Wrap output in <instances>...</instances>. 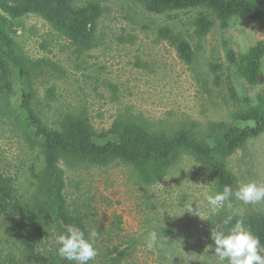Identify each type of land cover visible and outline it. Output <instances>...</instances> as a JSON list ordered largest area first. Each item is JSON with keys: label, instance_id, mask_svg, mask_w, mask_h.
<instances>
[{"label": "rangeland", "instance_id": "rangeland-1", "mask_svg": "<svg viewBox=\"0 0 264 264\" xmlns=\"http://www.w3.org/2000/svg\"><path fill=\"white\" fill-rule=\"evenodd\" d=\"M83 1L77 0V5ZM100 1L107 8L99 25L105 40L86 55L83 69H76L80 62L61 52L60 46H51L50 52L41 49L43 35L50 31L43 18L33 14L10 18L4 27L29 57L49 56L68 69L65 79L55 81L57 100L51 106L45 102L34 106L47 127L59 130L63 112L87 107L93 125L101 132L109 129L127 106L154 121L235 122L243 128L255 125L242 115L251 106L264 110V57L254 85L241 72L239 61L241 54L264 40L259 21L234 17L222 24L218 20L204 39L199 56L187 63L168 41L157 40L158 27L170 24L186 29L184 23L198 10L154 14L132 0ZM120 35H133L135 42L120 43ZM9 50L0 48V64L3 59L10 61L8 55L13 53ZM11 64L12 116L0 123V167L14 180L20 199L29 203L38 193L36 176L45 158L35 143L42 136L23 108V95L30 91L28 82L19 67ZM110 84L118 87V100H113ZM36 87L38 99H43L44 87ZM109 139L118 140L114 136ZM61 165L66 172L68 209L84 218L88 238L91 232L97 233L94 246L98 254L91 264H221L215 244L208 242L205 233L206 221L214 213L206 199L214 195V177L193 158L185 157L162 182L147 189L139 188L123 165ZM228 166L240 183L264 184V132L249 138L229 158ZM237 188H232L233 193ZM190 206L192 212H186ZM227 206L238 214L250 208L264 214V200L245 204L233 195ZM167 225L175 228L174 234H163L160 227ZM151 231L159 238L156 247L148 250L145 242ZM34 250L33 257L45 253L38 244ZM30 253L0 213V258L14 255L27 264H37L33 258L29 260Z\"/></svg>", "mask_w": 264, "mask_h": 264}, {"label": "trees", "instance_id": "trees-1", "mask_svg": "<svg viewBox=\"0 0 264 264\" xmlns=\"http://www.w3.org/2000/svg\"><path fill=\"white\" fill-rule=\"evenodd\" d=\"M132 1L154 14L198 10L196 16L184 23L185 27H193L192 31L170 24L158 27L157 40L168 41L187 63H193L199 56L204 39L218 20L227 24L234 17L254 19L264 28V0ZM31 14L43 18L50 25V31L43 35L41 49L50 52L51 46H60L61 52L70 53L75 62H80L75 68L83 69L86 55L104 44L105 33L100 32L99 25L107 14V8L100 0H85L81 5H77V0H0V48L10 49L13 53L8 55L10 61L3 59L0 64V123L12 116L9 102L13 62L28 82L30 91L23 95V108L42 136L35 143L45 158L44 167L36 176L38 193L29 203L20 199L14 180L6 176L0 167V213L8 218L15 235L31 250L29 260L33 258L37 264H69L57 254L55 244L58 234H66V226L76 227L88 238L84 218L73 214L67 207V179L61 164L69 168L123 165L129 169L135 184L147 189L162 182L185 157H191L211 171L214 194L223 192L225 186H239L240 182L230 170L228 161L249 138L264 132V110L258 105L251 106L242 115L243 119L255 122L254 126L244 128L235 122L202 123L191 119L154 121L135 113L129 106L117 114L109 129L101 132L93 125L87 107L63 112L59 130L47 127L34 106L44 102L51 106L57 100L55 81L65 79L68 69L49 56L29 57L4 29L10 18L20 19ZM135 39L133 35L118 37L120 43L132 44ZM263 57L264 40L240 55V70L253 85L258 81ZM37 85L44 87L43 99H38ZM110 86L113 100H118V87L114 84ZM112 136L118 140L109 139ZM102 139L107 142H99ZM146 200L150 201L149 197ZM150 208L154 209L155 205L151 204ZM237 221H242L264 247V214L251 208L238 214L228 208L227 201L206 221L208 242L214 244L213 230L227 233ZM160 229L165 235L176 231L171 225ZM36 244L41 245L45 253L39 252L33 257ZM0 264L27 263L14 255H6L0 258Z\"/></svg>", "mask_w": 264, "mask_h": 264}, {"label": "clouds", "instance_id": "clouds-1", "mask_svg": "<svg viewBox=\"0 0 264 264\" xmlns=\"http://www.w3.org/2000/svg\"><path fill=\"white\" fill-rule=\"evenodd\" d=\"M233 195L245 204L262 201L264 200V184L256 181L240 183L235 193L231 187L225 186L223 192L208 195L206 199L215 212ZM186 212H192V206ZM195 214L199 215L197 210ZM65 233L55 237L57 254L61 259L68 261L69 264H89L95 259L98 254L94 246L96 232H91L86 239L82 231L69 225L66 226ZM158 238L157 232L151 231L145 242L146 248L151 250L156 247ZM212 240L215 244V255L221 264L225 261L227 264H264V255L261 254L264 253V247H261L259 238L253 235L242 221H237L227 233L213 230Z\"/></svg>", "mask_w": 264, "mask_h": 264}]
</instances>
